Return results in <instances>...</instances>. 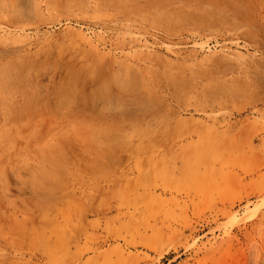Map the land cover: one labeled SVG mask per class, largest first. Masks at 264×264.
<instances>
[{
    "label": "rangeland",
    "instance_id": "obj_1",
    "mask_svg": "<svg viewBox=\"0 0 264 264\" xmlns=\"http://www.w3.org/2000/svg\"><path fill=\"white\" fill-rule=\"evenodd\" d=\"M0 264H264V0H0Z\"/></svg>",
    "mask_w": 264,
    "mask_h": 264
},
{
    "label": "bare ground",
    "instance_id": "obj_2",
    "mask_svg": "<svg viewBox=\"0 0 264 264\" xmlns=\"http://www.w3.org/2000/svg\"><path fill=\"white\" fill-rule=\"evenodd\" d=\"M111 1H112V0H111ZM144 1H145V0H144ZM151 3H152V2H151ZM112 4H113V3H112ZM112 4H111V5H112ZM112 6H113V5H112ZM142 9H143V8H142ZM146 9H147V7H146ZM148 10H149V9H148ZM204 11H205V10H204ZM141 12H142V11H141ZM170 14H171V13H170ZM128 15H129V14H128ZM202 18H203V16H202ZM80 77H82V76H80ZM85 78H86V77H85ZM74 80H75V79H74ZM75 81H77V80H75ZM74 83H75V82H74ZM77 83H78V82H77ZM85 84H86V83H85ZM70 86H71V85H70ZM72 86H73V85H72ZM72 86H71V87H72ZM77 86H78V85H77ZM81 86H82V85H81ZM82 88H83V87H82ZM89 91H90V90H89ZM80 95H82V94H80ZM125 119H126V118H125ZM136 121H137V120H136Z\"/></svg>",
    "mask_w": 264,
    "mask_h": 264
}]
</instances>
